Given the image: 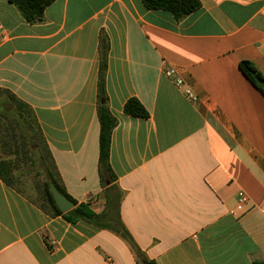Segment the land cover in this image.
Segmentation results:
<instances>
[{
    "label": "crops",
    "instance_id": "0c3cea01",
    "mask_svg": "<svg viewBox=\"0 0 264 264\" xmlns=\"http://www.w3.org/2000/svg\"><path fill=\"white\" fill-rule=\"evenodd\" d=\"M200 2L176 21L142 0H57L42 22L29 23L0 0V89L32 110L68 195L104 214V36L108 106L118 121L111 186L133 242L157 264H252L264 261V95L240 63L264 75V0ZM131 98L148 119L125 114ZM42 203L0 179V264H140L120 233L70 222Z\"/></svg>",
    "mask_w": 264,
    "mask_h": 264
},
{
    "label": "trees",
    "instance_id": "16d2710c",
    "mask_svg": "<svg viewBox=\"0 0 264 264\" xmlns=\"http://www.w3.org/2000/svg\"><path fill=\"white\" fill-rule=\"evenodd\" d=\"M57 0H10L29 23L42 22L46 9ZM145 7L152 11L169 12L176 21H181L187 16L201 9L200 0H142ZM108 44L104 36L100 45V69L98 80L97 115L100 122V155L99 171L102 185L106 186V210L104 214L97 215L87 205H77V202L68 195L59 181V176L49 150L44 140L37 120L30 107L19 100L8 90L0 89V179L8 186L21 193L29 194L31 189L43 201L42 207L48 209L53 215H64L70 222L80 220L98 225L100 228L112 229L128 239L140 257V264H157L154 260L145 257L133 242L129 232L120 220L119 207L122 194L116 192L111 185L115 177L110 165V151L112 134L118 121L110 111L106 91V73L108 68ZM240 69L245 77L264 95V75L251 62L242 61ZM124 112L127 115L148 119L150 114L142 103L136 99H129ZM23 138V152L20 154L19 139ZM10 158H9V157ZM25 163L34 168L39 166L38 175L44 174L43 181L34 184L28 183L29 169H24ZM50 183H54L60 193L65 195L75 204V209L63 214L57 207L50 191ZM111 186V187H110ZM31 196V195H30ZM252 264H264V261H255Z\"/></svg>",
    "mask_w": 264,
    "mask_h": 264
},
{
    "label": "water",
    "instance_id": "95a60500",
    "mask_svg": "<svg viewBox=\"0 0 264 264\" xmlns=\"http://www.w3.org/2000/svg\"><path fill=\"white\" fill-rule=\"evenodd\" d=\"M50 191L53 195L57 207L62 213H68L75 208V204L65 195L60 193L54 183H50Z\"/></svg>",
    "mask_w": 264,
    "mask_h": 264
},
{
    "label": "rangeland",
    "instance_id": "374dc122",
    "mask_svg": "<svg viewBox=\"0 0 264 264\" xmlns=\"http://www.w3.org/2000/svg\"><path fill=\"white\" fill-rule=\"evenodd\" d=\"M18 143L20 145L19 153L21 154L23 152V148H22L23 147V138L19 139V142ZM0 156L7 158V156L1 155V154H0ZM23 167H24V169H29V170H27V172H28V178L30 180V181H28V183L34 184L37 181H43L44 180V178H45L44 174L41 175V176L38 175V172L37 171L39 170V166L34 168L31 164H28L27 165V163H25V165ZM30 192L33 195H35V190L34 189H31Z\"/></svg>",
    "mask_w": 264,
    "mask_h": 264
},
{
    "label": "built area",
    "instance_id": "2783aa9c",
    "mask_svg": "<svg viewBox=\"0 0 264 264\" xmlns=\"http://www.w3.org/2000/svg\"><path fill=\"white\" fill-rule=\"evenodd\" d=\"M179 74L180 73H179L178 69H175V68H170L169 70L166 71V75L168 77L176 78V84L178 86H181L183 84V80H182V78L180 77ZM248 202H249L248 196L245 195L244 193H240V195H239V203L241 205H246V204H248ZM262 212L264 214V210Z\"/></svg>",
    "mask_w": 264,
    "mask_h": 264
}]
</instances>
